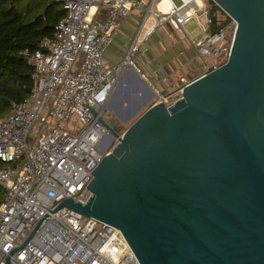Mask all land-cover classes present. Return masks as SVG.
I'll use <instances>...</instances> for the list:
<instances>
[{
  "label": "water",
  "instance_id": "1",
  "mask_svg": "<svg viewBox=\"0 0 264 264\" xmlns=\"http://www.w3.org/2000/svg\"><path fill=\"white\" fill-rule=\"evenodd\" d=\"M208 2L237 21L227 61L122 133L119 117L102 119L118 142L92 171L88 199L45 211L5 263L67 206L120 230L140 264H264V0Z\"/></svg>",
  "mask_w": 264,
  "mask_h": 264
},
{
  "label": "built area",
  "instance_id": "2",
  "mask_svg": "<svg viewBox=\"0 0 264 264\" xmlns=\"http://www.w3.org/2000/svg\"><path fill=\"white\" fill-rule=\"evenodd\" d=\"M60 0L65 15L52 36L22 54L34 80L26 98L13 102L0 118V264L9 251L22 244L48 209L64 198L85 202L94 168L110 152L108 103L127 68H133L166 104L181 96L184 80L164 94L135 60L143 40L163 23L184 31L197 53L211 57L207 71L227 61L237 21L212 29L207 0ZM104 8V17L97 14ZM138 8L140 24L121 60L104 65V53L123 19ZM154 23L141 32L148 18ZM196 19L198 36L183 25ZM231 30L230 37L228 31ZM204 71V72H205ZM160 72V71H158ZM169 85L167 74H159ZM158 100V101H159ZM75 117V119H74ZM118 141V140H117ZM11 264H140L120 230L73 208L62 206L46 215L26 244L9 257Z\"/></svg>",
  "mask_w": 264,
  "mask_h": 264
},
{
  "label": "trees",
  "instance_id": "3",
  "mask_svg": "<svg viewBox=\"0 0 264 264\" xmlns=\"http://www.w3.org/2000/svg\"><path fill=\"white\" fill-rule=\"evenodd\" d=\"M0 0V118L12 109L13 102L26 98L34 83L32 67L22 54L26 47L36 48L39 41L52 36L65 15L60 0ZM216 16L212 29L228 23L230 16L218 4L208 2ZM4 189L0 185V202Z\"/></svg>",
  "mask_w": 264,
  "mask_h": 264
},
{
  "label": "crops",
  "instance_id": "4",
  "mask_svg": "<svg viewBox=\"0 0 264 264\" xmlns=\"http://www.w3.org/2000/svg\"><path fill=\"white\" fill-rule=\"evenodd\" d=\"M168 2L170 6V0H160L158 8L162 11L167 10L169 8ZM104 12V8H100L97 17L103 18ZM140 19L141 11L138 8L132 9V11L123 19L122 24L115 34V39L111 42L104 53L106 64H111L122 59L126 46L131 41L140 24ZM184 25V30L189 34ZM174 33L176 37L173 36ZM199 34L200 30L195 35H189L198 36ZM144 35L142 37L140 36V39H142ZM182 36L186 38L184 31L174 28L169 22H165L155 32L143 40V44L137 53L138 64L149 73V78L152 79L157 86L158 84H163L159 74H167L168 79L170 75L173 76V79H169V85L171 86L162 87L163 90H167L166 93L163 92L164 94H167L183 84L184 80H191L195 76L203 73L206 69V66L203 67L204 62L198 59L199 57L195 52V48L189 43L187 38V44L183 42L180 39ZM143 85L148 88L150 87L149 85L147 86V80L144 79L141 74L133 68H127L123 72L116 88L111 94L108 103L109 110L112 111V101L121 89H124L126 92L128 89H131L132 91H136L140 96L146 95ZM153 95L154 91L148 95L149 103L146 108L159 100V97L152 99ZM123 98L126 102L127 98ZM114 117L120 118L119 115H115Z\"/></svg>",
  "mask_w": 264,
  "mask_h": 264
},
{
  "label": "rangeland",
  "instance_id": "5",
  "mask_svg": "<svg viewBox=\"0 0 264 264\" xmlns=\"http://www.w3.org/2000/svg\"><path fill=\"white\" fill-rule=\"evenodd\" d=\"M26 5L27 3H32L33 0H24ZM143 12H141L142 15ZM155 19L154 17L150 16L146 22V25L143 27L142 32H141V37L144 35L146 28L148 25L154 23ZM185 28L189 32L190 35H195L199 30H201L200 24L197 22L196 19H192L191 21H188L185 23ZM231 35V30L228 31V36L230 37ZM175 36V33L173 34ZM176 37V36H175ZM183 42L187 44V40L184 36L180 38ZM197 56L199 57L198 59L201 60L203 63V67L206 66V63L211 60V57L208 56H200L197 51L195 50ZM136 62L139 63L138 58H135ZM104 65H106L105 60H104ZM169 79H173V76H169ZM175 85V84H173ZM148 86V85H147ZM158 86L162 89V87L166 86H171L167 85L163 82V84H158ZM145 94L144 96H140L136 93V91H132L131 89H128L127 92L124 89H121L117 96L113 99L112 101V111L109 110V116L114 117L115 115H119L121 118V131L123 132L143 111L146 109L149 101H148V95L151 94L153 88L151 87H145ZM162 92H167L166 89H162ZM159 95L154 91V95L152 96V99L157 98ZM123 97L127 98V101L125 102ZM75 119V117H74ZM121 132V133H122ZM117 139L113 138V140L110 143V148H113L116 143Z\"/></svg>",
  "mask_w": 264,
  "mask_h": 264
},
{
  "label": "flooded vegetation",
  "instance_id": "6",
  "mask_svg": "<svg viewBox=\"0 0 264 264\" xmlns=\"http://www.w3.org/2000/svg\"><path fill=\"white\" fill-rule=\"evenodd\" d=\"M110 119H112V117H111ZM110 119H109V120H110ZM119 126H121V123H120ZM121 127H122V126H121ZM121 127H120V129H118L117 127H115V128H117L118 131L121 133V132H122V131H121ZM106 128H107V130H108V135H107V137H108V140L110 141L111 139L115 138V136H114V133H113L112 130H110L107 126H106Z\"/></svg>",
  "mask_w": 264,
  "mask_h": 264
},
{
  "label": "bare ground",
  "instance_id": "7",
  "mask_svg": "<svg viewBox=\"0 0 264 264\" xmlns=\"http://www.w3.org/2000/svg\"><path fill=\"white\" fill-rule=\"evenodd\" d=\"M168 6H169V2H168Z\"/></svg>",
  "mask_w": 264,
  "mask_h": 264
}]
</instances>
